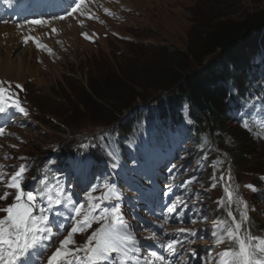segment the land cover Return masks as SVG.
I'll return each mask as SVG.
<instances>
[{"label": "rangeland", "instance_id": "1", "mask_svg": "<svg viewBox=\"0 0 264 264\" xmlns=\"http://www.w3.org/2000/svg\"><path fill=\"white\" fill-rule=\"evenodd\" d=\"M121 1V4L114 5V7L103 5L99 10L92 9L90 14L85 15L87 16L86 20H83L80 26L76 25L73 30L71 25H68L69 28L65 31L58 29L52 40L48 39L56 44V52L59 54L56 56L57 60L43 56L45 59L41 63L37 60L33 50L30 54L28 47L19 46L18 41L13 45L9 37L0 38V76L25 84L27 93L26 96L23 95L22 107L27 108L28 106L35 112L33 116L28 114L27 127L17 131V134L25 140L15 148V154L17 157L26 156L23 161L32 157H36V161H39L38 157L41 153L42 155L46 154V159L53 157V154L47 156L46 152H55L59 144L74 137L85 138L88 139L87 143H93V138L112 131L115 124L123 123L126 120V115H129L130 109L124 110L117 119L105 122L102 119L104 114L100 112V108L103 107L100 97L108 99L112 94H120L131 98L138 94L140 97L150 98L156 92L153 78L164 61V54H161L163 50L167 49L168 52L185 50L191 37L200 31L205 20L216 18L238 20L251 12L264 10V0ZM70 33L76 35L74 41H72ZM1 36L3 37V34ZM60 38H62L61 41ZM70 41L71 43L75 42L76 45L71 46ZM263 58L261 55H257L253 61L261 63V60L264 62ZM66 77L74 80L70 81ZM10 83L11 86L8 88L12 90L13 84ZM13 87V90H17L16 86ZM89 91L96 93L94 97L90 93L87 95ZM253 100L249 103V115L253 118L254 112H257L264 120V106L260 105L262 104L261 96ZM141 101V98L138 97L135 105L142 104ZM187 109L188 105L185 103L183 107L184 122L189 121ZM146 114V111L143 112V115ZM243 117H239L237 113L229 115L225 117L224 128H217L211 133L213 146L219 152L224 153L228 163H230V156L234 158L233 156L237 154L236 146L239 143L247 146L249 150L242 168L238 166L231 172L228 171L227 175L225 173L226 164L219 160L215 163L216 165L209 176L211 182L221 181L218 184L219 190L207 188L208 183L205 182L207 175L199 172L201 162L191 159V155L188 153L189 148L185 145L178 146L176 152L169 157L163 155L159 161L152 162L149 159L147 163L139 164L134 173L130 168H127L121 174L122 178L127 180L122 184L126 190L135 192L154 187L153 168H155L160 185L167 193L181 195L188 200L190 197L195 200L200 197L203 200H209L208 197L212 194V199L215 201L219 196L220 198L224 196L226 189L224 183L227 181L229 185V175L233 180L234 188L239 178L244 182L253 181L256 174L264 173V143L260 141L264 140V122L260 120L259 124H255L254 137L252 138L249 130L244 127L246 122L242 120ZM183 130L181 128L178 132L188 135ZM18 135L12 141L10 138L5 139L7 149L11 153L10 146L19 138ZM115 143L121 151L125 149L117 142ZM223 153L220 152L219 157ZM18 160L22 161L13 157L10 163L15 165ZM110 162L109 159L108 163ZM157 162L159 163L157 164ZM34 171L35 163L31 162L24 174L29 178ZM39 171L45 175L50 173L51 169L46 168ZM72 176L73 174H70L63 186L67 184L66 192L71 193L75 202L87 205L89 193L93 197L100 195L98 190L92 191L93 188L89 189V186L78 182ZM75 176L78 177V173H75ZM192 178L195 179L192 180ZM190 180H192L191 183H184ZM256 181L260 183V178ZM33 187L37 188L36 185ZM215 187L217 188V186ZM6 191L12 195L15 193L14 189H6ZM227 199L226 194L222 202ZM234 200L238 204L237 209L241 217V213L245 211L243 203L240 202L245 200L244 193L241 196L234 195ZM5 203H12L11 195ZM65 214L68 216L67 211ZM2 215L4 213H0V216ZM254 215L259 220V212H255ZM53 222L54 224L66 223L67 227L63 231L53 228L57 234L48 244V246L51 245L50 256L60 247V241L64 239L72 226L70 220H62L60 217H53ZM214 230L217 231L215 226L211 230V234ZM88 235V231L81 234V237L74 234L75 243L69 245L68 248H82ZM72 259L73 257L69 255L68 260ZM59 264H66V262L61 260Z\"/></svg>", "mask_w": 264, "mask_h": 264}, {"label": "snow or ice", "instance_id": "2", "mask_svg": "<svg viewBox=\"0 0 264 264\" xmlns=\"http://www.w3.org/2000/svg\"><path fill=\"white\" fill-rule=\"evenodd\" d=\"M4 2L11 3V0H4ZM33 22L38 23L39 21ZM17 87L20 86L17 85ZM3 93L4 89L0 87V113L6 110L2 103ZM16 106L20 112H25L24 108ZM244 127H248L247 123L244 124ZM2 132L3 129H0V133ZM4 158L11 157L5 156ZM19 159L26 158L20 157ZM27 168L26 164L19 165L18 170L7 179H5L6 174L0 172V183H3L6 189L15 190L14 195L8 191L0 195V200H8L9 196H12V203L0 208V213H4L3 216H0V264H29V260L34 255L42 253L57 234L53 228L63 231L67 227L66 223L54 224L53 217L70 220L72 226L64 239L60 241V247L48 257L47 264H59L61 260L66 264H137L141 259L137 255L139 241L129 231L120 212L119 204H114L111 208H104L101 203L119 198L120 193L115 185L109 183L100 185L103 188L101 195L93 197L89 193L87 205H85L72 199L71 193L65 191L59 178L53 182L49 176L44 175L40 178L38 187L35 190H30L28 185L23 182ZM33 179L35 180L36 177ZM194 179L192 178V180ZM192 180L184 183H191ZM246 187L252 188L251 185ZM95 190L96 186L92 191ZM252 190L255 191L254 188ZM227 196L231 203L234 197L233 192L228 191ZM240 202L243 203L245 209L241 213V222H236L235 216L229 211L233 222L232 227L225 226L219 238H217V231H213L212 235L217 244L227 240L234 245L219 254L217 259L220 264H264V238L253 236L250 230L246 234L244 233L243 224L248 220L247 204L242 200ZM60 208L70 210V215L64 216L59 211ZM174 210L175 205L169 206V212ZM93 223L99 226L88 235L84 246L75 249L68 248L69 245L75 243L74 234L91 229ZM180 231L185 230L181 229ZM181 243L182 241L173 239L168 242L166 247L170 252H174L175 246ZM69 255L73 257L72 260H68ZM151 255L155 257L157 253L152 252ZM144 259L145 264H148L147 259ZM159 259L163 260L164 258L159 257Z\"/></svg>", "mask_w": 264, "mask_h": 264}, {"label": "trees", "instance_id": "3", "mask_svg": "<svg viewBox=\"0 0 264 264\" xmlns=\"http://www.w3.org/2000/svg\"><path fill=\"white\" fill-rule=\"evenodd\" d=\"M205 22L191 37L185 50H163L164 61L153 78L154 95L147 99L138 94L131 98L120 94H112L108 99L100 97V102L103 101L100 108L104 114L102 119L105 122L117 119L124 110L135 106L138 97L141 102L158 100L156 111L173 118L174 111H178L186 98L200 114L197 116L199 125L205 123L212 129H223L224 112L227 110L226 85L231 82L239 87L238 84L241 85L246 77L252 56L264 47V10L251 12L238 20L216 18ZM89 93L93 97L96 94L89 91L87 95ZM151 117H156V114H151ZM131 120L120 125L125 133L134 130L135 124ZM69 146L70 142H64L66 150ZM236 147L238 152L233 157L242 168L249 150L242 143ZM259 223L264 225V220Z\"/></svg>", "mask_w": 264, "mask_h": 264}, {"label": "bare ground", "instance_id": "4", "mask_svg": "<svg viewBox=\"0 0 264 264\" xmlns=\"http://www.w3.org/2000/svg\"><path fill=\"white\" fill-rule=\"evenodd\" d=\"M70 23L72 24L71 25V29L73 30V29H75V26L73 25V21H70ZM63 26H65V24H62ZM13 27L12 26H1L0 27V35H1V33H4V34H6V38L7 37H9V39H10V42L12 41V44L14 45V43H16L17 41H18V39H17V37L14 35V33H13V29H12ZM78 29V28H77ZM69 34V33H68ZM71 34V33H70ZM65 35V34H64ZM71 36H72V41H74V37L76 36L75 34H71ZM0 38H3L2 36L0 37ZM6 38H4V39H6ZM61 39L62 38H60V41H61ZM52 40V39H51ZM59 40V39H58ZM70 45L71 46H75L76 45V43L75 42H73V43H71V41H70ZM65 46V45H64ZM28 49H29V53L31 54V52H33L32 51V49L30 48V47H28ZM65 49V48H64ZM38 52V51H37ZM55 54V53H54ZM7 63V62H6ZM5 63V64H6ZM0 66H1V64H0ZM3 67V66H2Z\"/></svg>", "mask_w": 264, "mask_h": 264}]
</instances>
